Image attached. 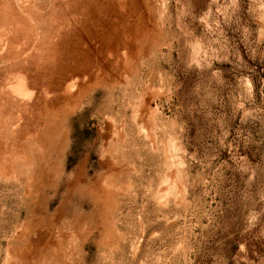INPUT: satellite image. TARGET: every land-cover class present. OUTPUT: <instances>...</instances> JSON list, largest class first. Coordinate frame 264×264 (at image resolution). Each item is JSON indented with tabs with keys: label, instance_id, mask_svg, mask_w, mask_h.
Instances as JSON below:
<instances>
[{
	"label": "rangeland",
	"instance_id": "1",
	"mask_svg": "<svg viewBox=\"0 0 264 264\" xmlns=\"http://www.w3.org/2000/svg\"><path fill=\"white\" fill-rule=\"evenodd\" d=\"M0 264H264V0H0Z\"/></svg>",
	"mask_w": 264,
	"mask_h": 264
}]
</instances>
